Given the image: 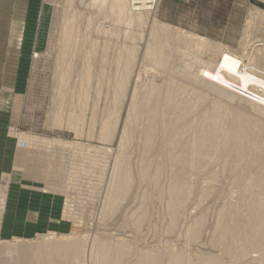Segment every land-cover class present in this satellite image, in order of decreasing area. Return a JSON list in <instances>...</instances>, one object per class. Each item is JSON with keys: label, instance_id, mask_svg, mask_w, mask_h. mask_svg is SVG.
<instances>
[{"label": "rangeland", "instance_id": "obj_1", "mask_svg": "<svg viewBox=\"0 0 264 264\" xmlns=\"http://www.w3.org/2000/svg\"><path fill=\"white\" fill-rule=\"evenodd\" d=\"M117 2L38 0L0 70V91L20 95L7 114L18 182L0 187V247L13 252L1 256L95 264L121 246L119 264H264L250 206L264 200V110L181 76L230 52L264 78V0ZM137 71L151 72L138 87Z\"/></svg>", "mask_w": 264, "mask_h": 264}, {"label": "bare ground", "instance_id": "obj_2", "mask_svg": "<svg viewBox=\"0 0 264 264\" xmlns=\"http://www.w3.org/2000/svg\"><path fill=\"white\" fill-rule=\"evenodd\" d=\"M95 1V0H94ZM117 1H119V2H117L116 3V7L118 8H121V7H123V5L125 4L124 2H125V0H117ZM129 1V0H128ZM98 2V1H97ZM95 3V2H94ZM104 3V2H103ZM102 3V4H103ZM115 7V8H116ZM112 8V7H111ZM112 9H114V8H112ZM129 9V10H128ZM127 10L128 11H130V12H132L131 10H130V8H128ZM114 10H116V9H114ZM120 10V9H119ZM119 10H117V12L119 11ZM112 11V10H111ZM73 14V13H72ZM121 17H122V14H121ZM126 17V16H125ZM124 17V18H125ZM136 17V16H135ZM140 17V16H139ZM67 18V17H66ZM69 18V17H68ZM138 18V17H137ZM136 19V18H135ZM67 20V19H66ZM130 20H131V18H130ZM64 21V20H63ZM132 21V20H131ZM130 21V22H131ZM128 22V21H127ZM127 22H126V24H127ZM63 23V22H62ZM129 24V23H128ZM63 25H64V23H63ZM130 25V24H129ZM105 30V29H104ZM102 33V32H101ZM110 42V41H109ZM62 44V43H61ZM67 42H66V44H65V46H67ZM100 44H102V43H100ZM84 45V44H83ZM86 45H88V44H86ZM116 47V46H115ZM62 49H63V46H62ZM65 49V48H64ZM129 50V49H128ZM127 53V52H126ZM130 54V53H129ZM125 55V54H124ZM123 56V55H122ZM144 56V55H143ZM127 58V57H126ZM47 62V61H46ZM57 62V61H56ZM137 62V61H136ZM209 62V61H208ZM139 63V62H138ZM141 64V63H140ZM56 65V64H55ZM188 65V64H187ZM199 65V64H198ZM140 68V67H139ZM59 69V68H58ZM107 69V68H106ZM128 69V68H127ZM137 69V68H136ZM147 69H150V68H147ZM195 69V68H194ZM135 70V69H134ZM187 70H188V68H184V70H182V72H181V76L183 77V78H191L195 83H199V84H205V85H207L208 87H210V88H212L213 90H215V91H218V92H220L221 94L222 93H224V94H232V95H234L235 97H238V98H240V99H245V100H248V101H250V102H252V103H254L257 107H259L260 109H262V110H264V78L263 77H260V76H258L257 74H255V73H253V72H250V71H248V68L246 67V65H244V63H243V60H242V57L240 56V55H238V54H233V53H230V52H222L221 54H220V56H219V58H218V60H217V62L215 63V64H208L207 62L206 63H201L200 64V66L197 68V70H196V74L195 75H190V74H188V72H187ZM156 71V70H155ZM191 71H194V70H191ZM55 74V73H54ZM114 74V73H113ZM133 74V73H132ZM117 75V74H116ZM124 72H122V76H121V82L123 83L125 80H124V78H126L127 77V75H128V73L125 75L126 77H124ZM150 75H151V72L150 71H144V72H140V71H137V73H136V75H135V85H137V87L138 86H141V85H143V83L146 81V79L148 78V77H150ZM158 76V75H157ZM52 79V78H51ZM133 81V82H134ZM166 81H168V80H166ZM165 81V82H166ZM132 82V83H133ZM52 83V82H51ZM131 83V84H132ZM166 84V83H165ZM134 85V84H133ZM167 85V84H166ZM129 86H130V83H129ZM144 87V86H143ZM129 88V87H128ZM164 89V88H163ZM132 91V90H131ZM134 91H135V89H134ZM110 94V93H109ZM106 95V94H105ZM111 95H112V93H111ZM219 95V94H218ZM133 97V96H132ZM130 101V100H129ZM188 101H189V99H188ZM153 105V104H152ZM185 105V104H184ZM144 113V112H143ZM220 113V112H219ZM159 114V113H158ZM157 114V115H158ZM198 114V113H197ZM177 115V114H176ZM175 115V116H176ZM149 116V115H148ZM158 118L160 117V115L159 116H157ZM150 118V117H149ZM158 120V119H157ZM145 121V120H144ZM207 121V120H206ZM201 122H203V120H201ZM219 122V121H218ZM221 122V121H220ZM251 122V121H250ZM143 123V122H142ZM205 123V122H204ZM209 123V122H208ZM197 124V123H196ZM199 124V123H198ZM231 124V123H230ZM251 124V123H250ZM144 125V124H143ZM241 125V124H240ZM248 125V124H247ZM201 126H203V125H201ZM211 126V125H210ZM220 127H222V124H221V126ZM229 127V126H228ZM254 127V126H253ZM253 127H252V129H253ZM162 128V127H161ZM257 128V127H256ZM141 129H143L142 128V126H141ZM160 129V128H159ZM162 129H164V128H162ZM222 129V128H221ZM258 129V128H257ZM260 129V128H259ZM258 129V130H259ZM140 130V129H139ZM262 130V129H261ZM143 131V130H142ZM163 131V130H162ZM174 131H176V130H174ZM141 132V131H140ZM165 132V131H164ZM191 132V131H190ZM224 132V131H223ZM222 132V133H223ZM225 133H228V131L226 132L225 131ZM123 134V133H122ZM129 134V133H128ZM140 134V133H139ZM159 134H160V132H159ZM240 134V133H239ZM222 135V134H221ZM258 135V134H257ZM21 136V135H20ZM124 136V135H123ZM139 136V135H138ZM141 136H142V134H141ZM200 136V135H199ZM227 136V135H226ZM207 137V136H206ZM206 137L204 138L205 140H206ZM19 138V137H18ZM138 138V137H137ZM143 138V137H142ZM178 138V137H177ZM25 139V138H24ZM144 139V138H143ZM203 139V144H204V142H205V140ZM184 140V139H183ZM218 140V139H217ZM148 141V140H147ZM146 141V142H147ZM137 144H138V142H139V139H137ZM123 143V142H122ZM158 143H160V141L158 142ZM192 143V142H191ZM226 143V142H225ZM167 144V143H166ZM229 144V143H228ZM234 144H235V142H234ZM120 145V144H119ZM121 146H122V144H121ZM234 147V146H233ZM243 147V146H242ZM246 147V146H245ZM129 148H131V145L129 146ZM216 148V147H215ZM122 149V148H121ZM247 149V148H246ZM136 150H139V149H136ZM232 150V149H231ZM140 151H142V150H140ZM234 151V150H233ZM232 151V152H233ZM122 152V151H121ZM159 152V151H158ZM229 152V151H228ZM227 152V155H229V153ZM236 152V151H235ZM246 152V151H245ZM137 153H139V151H137ZM137 153H136V155H137ZM194 153V152H193ZM197 153V152H196ZM235 154V153H234ZM138 155H140V154H138ZM137 155V156H138ZM246 155V154H245ZM249 155V154H248ZM251 155V154H250ZM131 156V155H130ZM198 156V155H197ZM231 156V155H230ZM238 156V155H237ZM247 156V155H246ZM261 156V155H260ZM138 157H140V156H138ZM193 157V156H192ZM229 157V156H228ZM235 157V156H234ZM234 157H232V158H234ZM239 157V156H238ZM129 158V157H128ZM171 158V157H170ZM161 159V158H160ZM172 159V158H171ZM246 159V158H245ZM249 159V158H248ZM130 160V159H129ZM128 160V161H129ZM148 160H149V158H148ZM148 160H146L147 162H148ZM155 160V159H154ZM231 160V159H230ZM244 160V159H243ZM146 162V163H147ZM152 162V161H151ZM154 163H156L155 161H153ZM237 162H240V161H236V163ZM253 162V161H252ZM138 163H139V160H138ZM179 163V162H178ZM229 163V162H228ZM234 163V162H233ZM243 163V162H242ZM175 164V163H174ZM184 164V163H183ZM189 164V163H188ZM187 164V165H188ZM192 164V163H191ZM238 164V163H237ZM249 164V163H248ZM230 165V164H229ZM240 165V164H239ZM245 165V164H244ZM250 165V164H249ZM248 165V166H249ZM183 166L184 165H182V168H183ZM262 166V165H261ZM140 167V166H139ZM155 167V166H154ZM181 167V166H180ZM228 167V166H227ZM125 168V167H124ZM145 168H147V167H145ZM262 168V167H261ZM174 169V168H173ZM176 169V168H175ZM174 169V170H175ZM177 169H178V165H177ZM229 169H230V167H229ZM243 169V168H242ZM247 169V168H246ZM119 169H117V171H118ZM139 170V169H138ZM143 170L144 169H142V171H141V173L143 172ZM154 170V169H153ZM169 170V169H168ZM167 170V171H168ZM179 170V169H178ZM259 170H261V169H259ZM115 169H113V175L115 174ZM224 171H225V169H224ZM230 171V170H229ZM242 171H245V170H242ZM132 172V171H131ZM138 173H139V171H137ZM228 172V171H227ZM231 172V171H230ZM237 173V172H236ZM236 173L234 174V175H236ZM122 174V173H121ZM137 174V173H136ZM148 174V173H147ZM227 174V173H226ZM245 174V173H244ZM244 174H242V175H244ZM130 175H132V173L130 174ZM140 175V173L138 174V176ZM238 175V174H237ZM240 175H241V172H240ZM241 175V176H242ZM246 175V174H245ZM115 176V178H117V176L116 175H114ZM147 176H150V175H147ZM178 176V175H177ZM177 176H174V178L173 179H175V180H177ZM240 176V177H241ZM129 177H131V176H129V175H127V174H125L124 175V177H123V187H124V189H123V192H122V194L121 195H123V193H124V191L128 188V184H129ZM140 177V176H139ZM238 177V176H237ZM239 177V178H240ZM253 177H254V174H253ZM133 178V177H132ZM150 178V177H149ZM256 178H257V176H256ZM154 179H157L156 177H154ZM168 179V178H167ZM183 180V179H182ZM237 180V179H236ZM245 180H246V177H245ZM245 180H244V182H245ZM251 180V179H250ZM255 180V179H254ZM122 181V180H121ZM157 181V180H156ZM241 182H242V180H241ZM241 182H239V183H241ZM243 182V183H244ZM122 183V182H121ZM242 183V184H243ZM237 184V183H236ZM170 185V184H169ZM256 185V184H255ZM121 186V185H120ZM261 186V185H260ZM238 187H239V185H238ZM174 189H175V187H173ZM177 189V188H176ZM180 189V188H179ZM239 189H240V187H239ZM190 190V189H189ZM244 190V189H243ZM176 191V190H175ZM166 192H167V190H166ZM244 192V191H243ZM172 193V192H171ZM170 193V194H171ZM191 193V192H190ZM246 193V192H245ZM176 194H178V191L176 192ZM250 194H252V193H250ZM249 194V195H250ZM264 194V193H263ZM2 195V194H1ZM0 195V196H1ZM165 195V194H164ZM167 195V194H166ZM165 195V196H166ZM260 195V194H259ZM174 196H176V195H174ZM245 196H247V195H245ZM252 196V195H251ZM261 196V195H260ZM167 197H168V195H167ZM250 197V196H249ZM249 197H247V198H249ZM247 198H246V200H244V201H248L247 200ZM242 202H243V200H241ZM241 201H240V204H241ZM254 201V200H253ZM253 201L251 202V203H253ZM239 202V201H238ZM249 202V201H248ZM0 203H2V202H0ZM3 203H5V202H3ZM239 204V203H238ZM250 204V203H249ZM235 205V204H234ZM236 206V205H235ZM247 206H248V204H247ZM250 206H251V208L252 207H255V209L257 210H255V209H253V211L254 212H256V213H254L253 212V214H255L254 215V217H253V219H251L252 220V222H253V224L254 225H257V226H259V227H262V226H264V200H263V198H262V200H260V201H258V202H256V203H253V204H250ZM174 207V206H173ZM243 207V206H242ZM234 208V207H233ZM250 208V207H249ZM136 211V210H135ZM141 211V210H140ZM250 211V210H249ZM142 213H143V211H141ZM141 213V214H142ZM137 214H139V213H137ZM144 215V214H143ZM223 215V214H222ZM252 215V214H251ZM143 217V216H142ZM247 217V216H246ZM176 218V217H175ZM245 219V218H244ZM134 220H136L135 218H134ZM133 222H135V221H133ZM247 222V221H246ZM173 223V222H172ZM139 224V223H138ZM253 225V226H254ZM237 227H238V225H236ZM235 227V226H234ZM246 227V226H245ZM248 227H249V225H248ZM248 227H246V228H248ZM239 229V228H238ZM237 229V230H238ZM241 229V228H240ZM136 230V229H135ZM235 231H236V229H234V233H235ZM243 232H244V230H242ZM251 231V230H250ZM258 231V230H257ZM256 231V232H257ZM239 232H240V230H239ZM245 232H246V230H245ZM255 232V231H254ZM241 233V232H240ZM259 234H260V232H258ZM244 234H246V233H244ZM244 234L242 235V236H244ZM251 234H252V232H251ZM255 237V236H254ZM243 238V237H242ZM248 240L249 239H247V242H248ZM257 238L255 237V238H251V243H252V245L254 246H258V243H257ZM102 241V240H101ZM100 241V242H101ZM234 241V240H233ZM103 242H104V240H103ZM121 242V241H120ZM236 242V241H235ZM109 243V242H108ZM115 243V242H114ZM122 243V242H121ZM231 243H232V241H231ZM130 244V243H129ZM74 245V244H73ZM100 245V244H99ZM113 245V244H112ZM248 245V244H247ZM40 246V245H39ZM114 246V245H113ZM129 246V245H128ZM231 246V245H230ZM235 246V245H234ZM243 246V245H242ZM70 247V246H69ZM43 248V247H42ZM64 248V247H63ZM232 248H234V247H232ZM253 249V248H252ZM22 250H24V249H22ZM59 251H60V249H58ZM57 250V251H58ZM104 250V248L103 247H101V249H98V254H99V260L96 262L97 264H119L118 263V258L117 257H120V256H122L123 254H124V248L123 247H121V246H119V247H116L115 249H113V250H110V252H104L103 251ZM259 250V249H258ZM5 251V254H10V253H12L13 251H10L9 249H7V250H4V248H1L0 247V264H33V263H37V264H57L58 262H56L55 260H57L56 258H55V256L53 257L55 260H49V259H47V260H43L42 262L43 263H41V262H33L32 261V258H28L27 257V255H21V257L18 259V261L17 262H11V258H9V259H7L6 257H2L1 255H2V253ZM25 251H27V250H25ZM226 251H228V249H226ZM47 252V251H46ZM75 252V251H74ZM229 252V251H228ZM246 252L247 251H244V252H242V254H246ZM42 253H44V250H43V252ZM230 253V252H229ZM46 255H47V253H45ZM54 254H55V252H54ZM53 254V255H54ZM68 254H70L69 252H68ZM73 254V253H72ZM237 254V253H236ZM42 255V254H41ZM45 255V256H46ZM56 255V254H55ZM64 255V254H63ZM130 255V254H129ZM228 255V254H227ZM247 255V254H246ZM68 256V255H67ZM70 256V255H69ZM92 256V255H91ZM115 256V257H114ZM234 256V255H233ZM146 257V256H145ZM237 257H238V255H237ZM43 258V257H42ZM50 258V257H49ZM52 258V259H53ZM74 258V257H73ZM94 258V257H93ZM137 258V257H136ZM233 258V257H232ZM235 258H236V256H235ZM41 259V258H40ZM79 259V258H78ZM73 260V259H72ZM187 260V259H186ZM236 260V259H235ZM58 261H60V260H58ZM121 261V260H120ZM146 261V260H145ZM255 261H257L256 259H255ZM135 262H136V260H135ZM165 262H166V260H165ZM95 263V264H96ZM121 263V262H120ZM168 263V262H167ZM186 263V262H185ZM195 263V262H194ZM64 264V263H63ZM72 264V263H71ZM161 264V263H160ZM208 264V263H207Z\"/></svg>", "mask_w": 264, "mask_h": 264}, {"label": "crops", "instance_id": "obj_3", "mask_svg": "<svg viewBox=\"0 0 264 264\" xmlns=\"http://www.w3.org/2000/svg\"><path fill=\"white\" fill-rule=\"evenodd\" d=\"M37 5L38 0H0V24H4L0 26V39L3 40L0 43V70L6 69L10 57L19 54L23 48L22 41L28 37L26 24L30 20L31 7ZM13 93L6 89L0 91V182L6 183L18 182L14 174L18 148L14 140V143L7 140L11 138L8 128L13 122L12 115L7 116L8 109H13L20 96L11 95Z\"/></svg>", "mask_w": 264, "mask_h": 264}, {"label": "built area", "instance_id": "obj_4", "mask_svg": "<svg viewBox=\"0 0 264 264\" xmlns=\"http://www.w3.org/2000/svg\"><path fill=\"white\" fill-rule=\"evenodd\" d=\"M155 2L156 0H129V8L132 12L151 11L155 6Z\"/></svg>", "mask_w": 264, "mask_h": 264}]
</instances>
